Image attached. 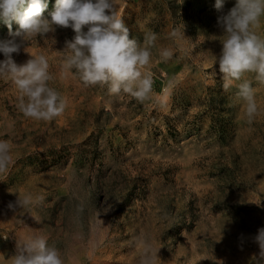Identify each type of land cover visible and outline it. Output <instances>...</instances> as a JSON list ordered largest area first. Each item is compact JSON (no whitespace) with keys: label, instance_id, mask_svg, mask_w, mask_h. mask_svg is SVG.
Segmentation results:
<instances>
[{"label":"rangeland","instance_id":"1","mask_svg":"<svg viewBox=\"0 0 264 264\" xmlns=\"http://www.w3.org/2000/svg\"><path fill=\"white\" fill-rule=\"evenodd\" d=\"M235 2L225 0L224 13ZM117 5L130 38L158 36L151 99L110 96L64 74L71 28L26 45L48 58L49 86L68 101L61 116L24 117L17 89L0 78V140L12 145V164L0 173V264L31 235L46 236L65 264H139L142 240L157 253L155 264H255L254 237L264 228V85L246 74L259 106L249 124L237 88L223 90L215 64L222 47L215 0ZM54 6L48 0L46 18ZM256 31L264 38V15ZM164 47L174 52L167 62L159 57ZM29 58L23 48L13 54L17 64ZM18 196L32 204L9 210Z\"/></svg>","mask_w":264,"mask_h":264},{"label":"clouds","instance_id":"2","mask_svg":"<svg viewBox=\"0 0 264 264\" xmlns=\"http://www.w3.org/2000/svg\"><path fill=\"white\" fill-rule=\"evenodd\" d=\"M182 2V0H181ZM225 0H215V9L221 13L217 26L221 29V51L215 56L219 66L222 87L228 91L236 87L235 97L243 102L242 111L251 124L259 114L253 80L246 74H254V80L264 85V38L257 34L260 17L264 15V0H236L235 5L224 13ZM117 0H55L50 19L44 16L48 0H0V24L8 28L10 39L0 40V78L11 81L18 91L17 109L24 117L37 121H52L61 116L68 106L67 98L49 81L46 55H33L27 44L38 36L54 32L56 27L71 28L75 35L65 41L61 69L72 73L85 87H106L110 96L128 94L138 102L153 96L152 49L158 36L146 32L143 41L130 38L123 16L117 11ZM13 22L18 24L12 30ZM87 27V31L84 28ZM177 32H173L175 37ZM30 58L17 64L13 54L21 49ZM171 48H161L162 62L172 59ZM74 70V72H73ZM239 82V83H237ZM12 145L0 140V173L8 171L12 164ZM31 196L9 202V210L28 208ZM254 242L259 246V256H253L255 264H264V228L258 229ZM143 251L139 264H155L157 253L147 240H142ZM7 264H65L62 254L48 244L44 235H31L17 240L16 252Z\"/></svg>","mask_w":264,"mask_h":264}]
</instances>
